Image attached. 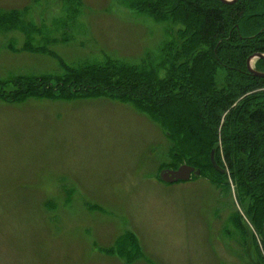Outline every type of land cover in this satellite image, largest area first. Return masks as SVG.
Segmentation results:
<instances>
[{"label": "rangeland", "instance_id": "1", "mask_svg": "<svg viewBox=\"0 0 264 264\" xmlns=\"http://www.w3.org/2000/svg\"><path fill=\"white\" fill-rule=\"evenodd\" d=\"M81 2L80 25L64 31L68 41L63 30L48 31L58 58L159 61L167 25L116 0ZM61 8L60 0H0V13L21 19L0 33V80L62 73L53 57L30 51L46 47L27 28H58ZM2 97L0 264H262L261 233L234 184L228 193L202 178L162 183L168 142L135 107L107 97Z\"/></svg>", "mask_w": 264, "mask_h": 264}, {"label": "trees", "instance_id": "2", "mask_svg": "<svg viewBox=\"0 0 264 264\" xmlns=\"http://www.w3.org/2000/svg\"><path fill=\"white\" fill-rule=\"evenodd\" d=\"M60 1L58 28L50 31L33 24L27 28L30 37L36 32L46 47L30 51L53 57L62 73L0 80V99L5 96L14 103L29 97H107L135 107L164 131L169 147L159 167L190 166L199 171L194 179L228 193L232 182L237 200L256 221L264 249V79L246 67L250 56L264 54V0L233 5L218 0H116L137 15L168 26L170 38L160 47L159 61L145 58L130 64L107 57L102 63L76 65L66 64L47 48L58 42L55 37L47 40L48 31L63 30L66 42L64 31H74L81 23V0ZM20 22L16 13H0V33L15 30ZM253 69L264 73V61H256ZM252 90L260 91L252 95ZM259 213L263 216L257 217ZM232 222L245 238L241 216Z\"/></svg>", "mask_w": 264, "mask_h": 264}, {"label": "water", "instance_id": "3", "mask_svg": "<svg viewBox=\"0 0 264 264\" xmlns=\"http://www.w3.org/2000/svg\"><path fill=\"white\" fill-rule=\"evenodd\" d=\"M223 5H233L239 0H218ZM256 61H264V54L257 53L252 56H250L246 61V67L249 73L253 74L255 77L263 78L264 79V73H259L254 71L253 64ZM211 163L214 168H216V164L213 158V152L211 153L210 157ZM193 176H199V171L195 170L194 168L187 166V165H181L175 170H163L159 174V179L164 184H175L178 182H187L189 181Z\"/></svg>", "mask_w": 264, "mask_h": 264}]
</instances>
